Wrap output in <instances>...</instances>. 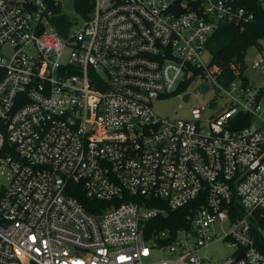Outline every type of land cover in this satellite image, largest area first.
Segmentation results:
<instances>
[{
    "label": "built area",
    "instance_id": "2783aa9c",
    "mask_svg": "<svg viewBox=\"0 0 264 264\" xmlns=\"http://www.w3.org/2000/svg\"><path fill=\"white\" fill-rule=\"evenodd\" d=\"M253 17L242 0H0V264H264V40L230 79L201 59L219 23ZM195 79L217 98L153 112ZM73 185L110 204L88 211ZM200 196L184 226L146 227L147 199ZM219 239L229 255L200 254Z\"/></svg>",
    "mask_w": 264,
    "mask_h": 264
},
{
    "label": "trees",
    "instance_id": "16d2710c",
    "mask_svg": "<svg viewBox=\"0 0 264 264\" xmlns=\"http://www.w3.org/2000/svg\"><path fill=\"white\" fill-rule=\"evenodd\" d=\"M242 2L252 10L254 14L252 20L246 22L243 26L232 23H219L206 43V48L210 54V62L220 67L221 75L227 77L226 79L233 76L230 68L233 58L235 57L237 61H241L248 46L252 44L260 45L261 41L264 40V6L257 0H242ZM73 5L77 12L87 15L92 0H73ZM54 24L59 33L65 34L70 25L69 16L67 14L57 16ZM73 186H76V188L74 190L69 189L68 192L75 195L88 211H100L110 204L87 196L81 186ZM133 198L138 197L133 196ZM201 200L202 196L189 201L183 206L172 209L162 198H149L145 205L161 208L162 211L150 218L146 227L151 230L170 229L174 231L186 224L187 214L190 213V210L195 209Z\"/></svg>",
    "mask_w": 264,
    "mask_h": 264
},
{
    "label": "rangeland",
    "instance_id": "374dc122",
    "mask_svg": "<svg viewBox=\"0 0 264 264\" xmlns=\"http://www.w3.org/2000/svg\"><path fill=\"white\" fill-rule=\"evenodd\" d=\"M65 3V10L70 14H75V8L73 0H63ZM254 48L249 46L245 50L244 61L247 65V71H251L250 63L252 61V55ZM204 63L209 62V52H204L201 56ZM249 67V68H248ZM200 79H195L188 89L194 91L199 90V94L192 93L187 100H183L182 96L174 92L166 97L154 99L151 103L153 112L160 117L169 118H191V107L193 105L207 104L209 99L217 98L219 94L218 88H208L207 90H201ZM228 229V225L224 224L223 229L219 228L218 233L222 235L224 231ZM233 251V247L230 246L227 240L219 239L214 240L207 246L201 248L200 254L206 255L213 262H217L220 259L226 257Z\"/></svg>",
    "mask_w": 264,
    "mask_h": 264
},
{
    "label": "water",
    "instance_id": "95a60500",
    "mask_svg": "<svg viewBox=\"0 0 264 264\" xmlns=\"http://www.w3.org/2000/svg\"><path fill=\"white\" fill-rule=\"evenodd\" d=\"M233 61H236V58L234 57L233 58ZM206 87V85H203L202 86V88H205ZM187 97H188V94L186 93L185 95H184V99H187Z\"/></svg>",
    "mask_w": 264,
    "mask_h": 264
}]
</instances>
